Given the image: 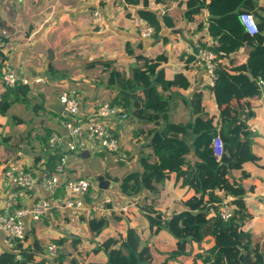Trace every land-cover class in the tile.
I'll list each match as a JSON object with an SVG mask.
<instances>
[{
    "label": "crops",
    "instance_id": "crops-1",
    "mask_svg": "<svg viewBox=\"0 0 264 264\" xmlns=\"http://www.w3.org/2000/svg\"><path fill=\"white\" fill-rule=\"evenodd\" d=\"M253 1L256 4L254 12H257L253 15L257 23L264 22V0ZM142 6L155 12L160 21V28L152 37L143 38L139 34L138 22L142 19L137 11ZM95 10H99L100 16L93 22L92 13ZM187 10L185 0H138L137 4H126L123 0H0V36L7 40L3 47L6 64L16 71L23 70L21 75L28 78L41 76L46 80L44 85L28 86L29 104L31 101L32 110L38 112L32 119L36 129L28 136L29 146L18 144L13 156L0 160V179L6 163L13 158H19L25 168L35 175L40 173L38 166L44 162L49 172L54 170L48 165L51 154L46 150L45 143L52 133L66 134L61 123L64 114L56 111L58 92L62 88L77 91L81 105L79 114L74 118L76 122L86 120L100 102L116 104L113 100L122 90L119 86L123 80L121 77H131L136 61L135 55L127 52V45L130 50H138L141 46L138 54L141 53L148 62H158L157 71L162 77L155 81L154 90L148 96L141 91L134 93L146 101V112L155 113L158 101L163 104L157 123L142 121L127 111L126 118L106 120L111 133L121 139L118 151L107 153L91 147L66 154L64 176L94 180L86 196L87 206L82 210L52 208L37 221L26 220L23 246L35 251L34 261L26 264H54L59 255L65 256L63 264L67 259L72 264L71 258L76 264L89 261L104 263L107 260L106 251L95 246H100L101 242L111 237L117 241L115 247H118L129 226L134 227L142 241L149 245L150 264H205L204 258L214 244L212 236L200 241L187 238L184 251L169 257L170 252L177 248V237L164 228L153 231L150 227V218H155L154 211L167 218L184 210L185 202L198 195L192 187L183 183L182 177L172 173L170 180L156 184L157 191L154 193L142 189L135 195H126L119 187L127 174L142 171L141 158L152 153L149 147L152 133L149 130L161 129L165 123L163 114L168 116L169 122L189 126L185 134L189 152L185 154L182 168L194 167L198 158L193 151L194 134L190 125L199 115L194 113L191 103L195 93L201 94L204 110L200 115L203 119L211 118L217 134H221L223 121L220 108L215 103L213 91L201 87V70L194 64L193 56L197 48L214 43V38L207 31L210 14L204 6L187 19ZM2 30L6 31V35H1ZM250 50L251 45L244 42L238 50L220 57L222 66L234 68L243 65ZM112 70H117L120 77H115L111 83ZM178 75L190 83L188 87L166 86V82ZM232 106L236 107L232 114L237 113L241 118L252 112L246 123L250 148L258 160L244 162L243 172H237L233 179L254 186L251 193L244 195L252 199L264 190V95L261 99L255 96L232 101ZM159 126L160 129H157ZM62 150L57 151L60 153ZM96 175L103 177L106 188L99 186L94 179ZM61 192V188L50 193L38 187L36 193H24L20 201L29 205L38 197L51 198ZM218 195L222 197L225 194L219 191ZM97 203L103 206V210H95ZM246 207L244 203L245 210ZM89 218L104 220V227L98 234L90 231ZM240 221L241 228L249 234L253 244L260 245L258 253L264 261V206L259 214L250 219L242 217ZM4 238L0 230V252L9 250ZM59 240L62 242L59 243ZM49 242L58 245V255L52 260L42 255ZM79 251H84V262H77ZM19 252H15L16 255Z\"/></svg>",
    "mask_w": 264,
    "mask_h": 264
},
{
    "label": "trees",
    "instance_id": "trees-1",
    "mask_svg": "<svg viewBox=\"0 0 264 264\" xmlns=\"http://www.w3.org/2000/svg\"><path fill=\"white\" fill-rule=\"evenodd\" d=\"M123 1L126 4H137L138 2V0ZM159 1L155 0V2ZM185 3L188 8L185 11L187 19L198 13L201 7H207L210 14L207 31L214 38V43L209 48L219 57L238 50L244 42L251 45L246 63L234 68L221 67L217 72L218 77L213 94L223 121L221 134H219L223 141L222 156L217 159L213 154L211 140L217 134V130L211 118L203 119L200 115L204 108L201 104V94L197 92L191 100L194 113L199 114L190 125L194 134L193 151L198 158L194 167L192 169L182 168L185 154L189 152L185 137L189 126L169 122L168 116L163 114L165 123L161 129L149 130L152 133L149 144L152 153L141 158L142 171L127 174L122 178L119 187L126 195H135L142 189L154 193L157 191L156 184L170 180L172 173L177 177H182L183 183L192 187L198 195L189 198L184 204L186 208L179 213L163 218L161 212L154 211L155 218H150L151 230L158 231L164 228L177 237V248L171 252L170 256L175 257L179 252L184 251L187 238L191 241H200L204 237L212 236L214 244L204 258L205 264H264L263 256L258 253L260 245L253 244L249 234L241 228L240 221L245 211L242 197L251 193L254 186L233 180L237 172H243L244 162L258 160V156L253 154L250 148L246 123L252 112L241 118L237 113L232 114L236 111V107H230L232 101L253 98L260 93L257 82L259 79L264 81V22L257 23L258 33L253 36L248 35L244 30L240 14L257 13L254 12L256 4L253 0H185ZM137 12L139 17L154 26L155 30L160 28L156 13L149 10L147 6H142ZM0 28H2L1 23ZM6 42L7 40L0 36V74L7 61V56L3 52ZM140 49L141 46L138 50H130V47L126 46L127 52L134 54L136 61L131 77L124 79L122 75L123 80L119 85L122 90L113 102L123 106L126 111H130L131 115L142 121L157 123L160 112L163 110V104L158 101L159 107L155 113L146 112V101L142 96L134 94L136 89H140L145 96H148L154 90L155 81L162 79L160 71H157L158 62H148L149 60L141 53L138 54ZM248 71L253 75V79L248 77ZM118 76L120 77L119 72L112 70L109 82L112 83L115 77L119 78ZM189 84L181 75L166 82L168 87L178 85L186 88ZM28 91V86L18 85L9 88L0 81V116H5L14 103H23L27 106L29 104ZM60 154L56 151L49 156L50 169L54 168ZM219 191L234 197L232 203L236 205L237 213H239L228 221L221 220L218 215V204L216 203L221 200L218 195ZM197 210L199 212L194 213ZM104 223L102 218H89L88 220L90 231L93 234H98L103 229ZM23 242L16 245L20 251L18 255L12 250L0 252V264H26L34 261L35 251L23 246ZM60 242L62 240H59ZM116 242L111 237L101 242L99 247L107 253L106 262L89 261L85 264H150L152 261L149 245L142 241L134 227L127 228L118 247H115ZM35 247L39 249L37 244ZM63 257L65 256L56 257L59 259V264H63ZM70 261L76 264L74 258Z\"/></svg>",
    "mask_w": 264,
    "mask_h": 264
},
{
    "label": "built area",
    "instance_id": "built-area-1",
    "mask_svg": "<svg viewBox=\"0 0 264 264\" xmlns=\"http://www.w3.org/2000/svg\"><path fill=\"white\" fill-rule=\"evenodd\" d=\"M100 16L99 10L92 13V20L96 22ZM240 21L246 33L253 36L258 33L257 21L252 13L244 12L240 14ZM138 30L141 37H152L156 30L154 26L146 20H139ZM1 35H6L2 30ZM194 64L201 70V87L213 91L218 77V69L223 67L219 55L209 47H199L194 51ZM23 70L16 71L5 64L1 69L0 81L9 88L18 85H44L45 78L36 76L28 78L21 75ZM260 93L258 98H263L264 81L257 82ZM58 105L63 106L62 113L65 117L62 125L66 130L65 135L52 133L48 137L45 147L49 154L63 149L60 157L56 160L54 170L49 172L44 163L39 164L40 173L27 170L19 158L9 160L0 179L1 203H0V230L3 232L9 250L18 252V243H22L26 238V220L37 221L46 215L52 208L82 210L86 205V196L93 186L91 178H69L64 176V166L66 154L68 152H79L84 149L95 147L100 151L112 153L120 149L122 144L119 137L114 136L106 120L110 118L123 119L128 116L125 108L119 104L108 101L100 102L94 107L92 115L83 122H76L75 116L80 112V100L75 89L62 88L57 94ZM211 145L213 154L220 159L223 152V141L219 134H216ZM64 176V177H63ZM95 179V178H94ZM38 187L45 191L54 193L57 188L62 192L51 198L38 197L31 204L21 203L20 198L24 193H36ZM232 195H223L218 203V215L223 221L238 215L236 206L232 203ZM243 203L247 205L243 212L244 219H250L253 215L259 214L264 206V190L254 198L242 197ZM95 210H103V206L95 204ZM43 257L52 260L58 255V245L49 242L46 245Z\"/></svg>",
    "mask_w": 264,
    "mask_h": 264
},
{
    "label": "rangeland",
    "instance_id": "rangeland-1",
    "mask_svg": "<svg viewBox=\"0 0 264 264\" xmlns=\"http://www.w3.org/2000/svg\"><path fill=\"white\" fill-rule=\"evenodd\" d=\"M136 91H140V89H136ZM32 105L33 103L31 101L29 106L16 103L10 107L5 116H0V160L13 156L16 150L15 147H17L18 144L29 146L30 138L28 139V136L30 137L35 131L34 129H36L32 119L36 117L34 113H38L32 110ZM16 121H19V123H16ZM157 129H160V126ZM112 215L113 213H111V217ZM70 237L73 238V234H71ZM76 245L79 247L78 243ZM95 247L97 248L99 246L96 245ZM77 253L78 256L76 259L78 261H76L78 263L81 261L84 262V251H79ZM170 254L169 257H171ZM105 256L107 259L106 252ZM55 260L56 261L53 263L58 264V259L56 258ZM103 261H105V259ZM64 262V264H69V259L66 261L64 260Z\"/></svg>",
    "mask_w": 264,
    "mask_h": 264
},
{
    "label": "water",
    "instance_id": "water-1",
    "mask_svg": "<svg viewBox=\"0 0 264 264\" xmlns=\"http://www.w3.org/2000/svg\"><path fill=\"white\" fill-rule=\"evenodd\" d=\"M247 75H248V77H249L250 79H253V75H252L249 71L247 72ZM62 109H63V106H60V105L57 104V106H56V111L61 112ZM95 179L97 180V182H98V184H99V186H100L101 188H106V187H107L106 183L103 182V177H102V176L96 175V176H95ZM198 212H199V211L197 210V211H195L194 213H198Z\"/></svg>",
    "mask_w": 264,
    "mask_h": 264
}]
</instances>
